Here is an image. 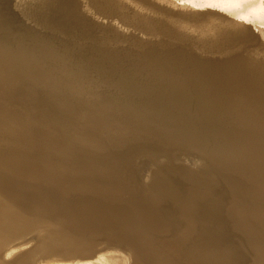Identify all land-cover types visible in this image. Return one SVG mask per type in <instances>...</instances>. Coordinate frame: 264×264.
Wrapping results in <instances>:
<instances>
[{"label":"rangeland","instance_id":"obj_1","mask_svg":"<svg viewBox=\"0 0 264 264\" xmlns=\"http://www.w3.org/2000/svg\"><path fill=\"white\" fill-rule=\"evenodd\" d=\"M65 1L66 0H0V42L5 41L3 43H7V45L9 44V46L11 44L16 46L19 48V50H16V47L13 48L12 45L10 47H12L13 51L17 52H20V50L23 51L27 47H31V51H25V53H30L32 56L31 58H28L29 62L26 63L21 61L16 63V65L19 66L21 72H25L29 69L30 72L28 71L27 73H32L43 69V78L49 79L48 77H50V81H48L49 83L47 82L48 84H42V82H38L34 79H25L20 81V84L16 86V89L18 90L20 87H23L22 89L24 90V93L22 92L23 90L21 88L20 89L22 91L19 90V92L17 91L18 93L16 92L17 94L13 92V94L11 93L10 95L5 94L4 91H0V107L4 104H9L12 106L9 108L18 110L16 106L19 107V105L22 104L21 106H23L27 111H32V109L34 110L31 113L32 115H35V112L36 114L38 113V117L44 114V117H47L45 121L48 122H45V124L48 126L50 124L58 125L60 122L67 123L69 125L72 124V129L68 133H56L54 138L62 139L64 137L73 139L75 136L83 132L87 133L89 130L91 131V127L88 125V123L86 124L85 121L87 120L86 118L91 114V111H109V107H106L105 105L93 106V100L96 99V97H105L113 94L112 98L114 101L127 102L132 105L134 111H144L143 106L148 102H152L154 106H159L158 103H160V101H158L153 95H148L149 98H145L138 95L140 89L137 91L124 89L128 88V85L131 83V79H125L119 76L118 79L113 81V77H109L107 75L110 73V71L106 73L107 76L105 74L102 76L101 73H99V75H101L99 76L98 72L95 76V67L93 65L88 66L86 64L87 61L89 62V59L94 60L93 62L96 64L98 59L103 57V55L105 56L107 53L108 56L109 54L118 56L119 54L123 55L126 53L123 55V60L121 59L123 62L112 61L113 63H111L109 61H104V64L109 62L110 64L107 66L109 68H111V65L113 66V64L117 65L119 68L122 67L119 69L120 73H124L129 70L128 72L130 76L132 75V79L136 82L134 83L135 86H140V84H153L152 87L156 90L158 89L157 91H159L161 89L159 86L164 84L168 85L167 83H170L173 85L171 86L172 89L177 88L180 92H182V94H184L174 97L178 100L180 99L181 101L185 100L187 105L192 104L194 100V98L192 99V96L197 94H202L203 101L207 105L208 102L211 103L212 106L215 105V108L205 113V117L210 120V123H215L217 121L219 124L224 125V128H226L224 130H216L214 133L215 138L218 141L225 142L222 143L223 145H220L219 150L224 152V156L221 159H218L212 158L210 155L205 154V147L201 148L202 142L198 139L199 133L194 134L190 144L188 143V145H183L182 147L178 145L166 147L164 143L156 144L155 142L153 143L150 141H145L138 145L136 141H131L128 143L130 146L127 145L126 147L120 148L113 152L114 156H107L101 158L98 161L104 167L108 165L111 167L112 164L116 165L117 167L115 168L117 170L115 176L120 177L126 188L121 193V198L120 196H116L120 198L121 202L115 200L114 196H108L107 199L103 198V202L110 201V204L108 203L109 206L115 205V202L120 204V206H128V204L133 201V196H138L142 191H145L150 195V198L153 200L155 199L154 201H156L157 206L156 215L163 219L164 224H161L160 222L157 223V225H153H155L156 228L161 229L159 230L161 233H165L163 235L164 237H157L159 240L162 239V242L158 240L159 243H165L166 241L164 240H168L167 238H170L171 232H173L172 226L179 225V222H181L179 219H181V217L175 216V213H172V215L170 213L168 216L171 218L177 217L176 219L179 220L177 221L175 219V221H172L170 218V222L169 218L166 217L167 214L164 215L165 213L162 212H164V210H168L167 205H169V209L171 210L170 207L172 205L170 206V204L173 202V205H175L176 203L172 200V197L169 199L156 198L154 191H156L155 189L159 180L170 179L171 187L168 188L169 191H175V186L178 185L181 188L177 189L178 193L180 191L184 196L188 194L187 191L189 192L192 189L198 190L199 187L202 192H207V196L204 198L206 199L204 200L205 204H202L203 207L201 206L203 209L205 208L206 210L208 207L206 208L204 206L208 205V209H210L212 205H215L214 207L212 206L213 208L218 206L219 208L224 207L223 209L221 208L222 211L225 210L224 213L220 209V212L218 211L219 214H227L228 218L231 216L232 219L231 217L229 219L232 220V222H235L234 220L236 217H234L233 214V198L234 196L236 197V193H234L231 188L226 187L227 185L225 184L229 171L231 170V172L235 173L233 176H228V178L231 180V185L235 186L236 188L243 187V193L251 190L253 188V184H255L258 179L259 181H264V99L260 101L262 98H264V31L260 32L261 28L259 27L261 26L256 23H250L246 21V19H243L240 15L238 16L229 13V9L232 6L231 4L234 0H205L207 4L201 3L200 5H202V8L199 7V15L202 14V12H213L216 16H219L218 20L210 21L203 27L199 25V18H195L197 19L196 21L194 19L190 22L185 21L184 19H176V21L174 20L171 22L173 18V12L178 6V0H170L168 2L165 0H147V5L145 6L146 9L142 7L138 12L146 16V28L139 34H135L134 30L137 20H134L132 16L126 15V17L131 21L129 24V26H131L127 29H116L117 23L123 17L120 16V12L109 16L102 22L101 12L99 11H103L110 3H113L114 0H102L98 1L97 3L94 0H72L71 11L74 12H70L68 14V16L74 14L71 19L68 16H63L61 14V11L67 10V7H65ZM84 1H89L92 4L91 6H93L92 9L86 7ZM250 4H254L258 7V15L264 14V0H251L247 5ZM134 5L135 2L132 4L133 9H129L130 11L134 10ZM93 8L96 11H94ZM114 9L115 7L112 6L108 10L112 11ZM97 10L99 11L97 12ZM121 14H123V12H121ZM180 16L181 15L179 14V17ZM167 19L168 21L165 23L164 20ZM80 21L91 25V27L97 30V34H95L97 36L93 37V40L90 38L88 33L85 32V30L80 25H78ZM224 22L229 28L228 33L226 34L225 32V35L221 36V38H213V36L211 37L215 40H218V42H206L210 40V37L206 39V35L211 36L213 29ZM49 24H52V26H49ZM152 24H160L167 29H160V31H158V36L150 39L147 35V29L149 25L151 26ZM196 28H202V37H195V32L192 31ZM111 31L115 32L116 36L109 40L108 36L110 33L108 36L105 35L107 34L106 32ZM186 33H189L191 36L186 35ZM102 35L104 41L102 39ZM102 41L110 44L109 46L111 48L110 50H112V53L109 49L107 50L110 53L105 49L104 50L106 52L101 49L103 51H100V53L105 52V54L101 53V56L99 55L97 47H95L94 44L97 42L101 43ZM165 43L177 45L174 48V52H172L170 55L174 56L175 54H179L182 58L180 60H174L172 57L174 60L172 62L163 61L155 51L157 49H162ZM146 44H149L153 48V50L150 51V56L148 58L150 70L153 71L150 74L148 73L150 70L144 69L146 63L142 62V58L146 57V54L144 56L143 51V45L146 47L148 46ZM129 46H131V48L128 49ZM125 48L129 50V54L125 51L127 50ZM3 51L5 50L3 49ZM139 51L143 52L138 54ZM47 52H50L52 58L55 56L56 59L47 58ZM137 55H140L141 57L139 58ZM136 56L137 58H135ZM20 57H22L21 54ZM157 57L161 60V62L158 63ZM0 61H2L1 58ZM132 64H134L135 67H133L134 65ZM143 65L144 67H142ZM161 65H164V67L167 68H164V72H162L163 68ZM4 67L6 68V64H4ZM145 70L148 74L145 72ZM72 71L73 73H71ZM101 71H108V69ZM144 72L146 77L145 74H143ZM159 72H162V74L158 76ZM167 72L170 74L169 76L167 75ZM139 73H141L142 76ZM78 74L80 76L85 75V77L91 79H94L97 76H99V79L102 77L100 79L101 81H99L101 84H98L96 89L86 88L85 92H76L73 90V83H77L78 80H76V75ZM155 74L157 75V78L154 76ZM6 75L7 72L3 71L2 67L0 66V84H4L3 82L5 77H7ZM142 78L145 79L143 80ZM105 80L106 82L108 80L109 81L106 83ZM141 80L144 84L141 83ZM174 81H178L177 86L174 84ZM69 83L72 86H69ZM53 86L56 88V90L50 89ZM25 88H28L27 91H25ZM32 90L33 93H37L41 98L36 96L34 99L29 101L27 99L25 100L23 94H26V92L30 93ZM19 94H21L23 98L21 95L19 97ZM121 94L123 95L121 96ZM188 94L192 96L189 97ZM63 100H68L69 106L76 108V118H71L69 115H67L66 112H68V109L66 108V105L65 107L62 106ZM112 103L116 104L114 102ZM53 104L57 105V107L51 108V105ZM118 104L120 103H117V105ZM4 108L6 107H1V109ZM41 109L43 110V114L41 113ZM37 110H40V116ZM16 112L17 111L12 113V115L15 114V120L21 119L24 116V114L20 113L17 115ZM113 113L117 114L115 115L116 118L114 119L117 121L116 123L114 122L115 126H117L118 122H127L126 119L121 118L126 116V114L120 108L113 109ZM147 122L148 121H141V126L148 124ZM250 128H253L252 134H248L247 132L244 133ZM142 129L145 128L142 127ZM236 130L240 131L242 134H237ZM36 131L40 132L41 130ZM132 133L139 134L138 132L135 133L134 131L130 132V134ZM100 134L103 137L105 143L110 140V132L102 131ZM215 138L212 139L216 140ZM230 138H234L235 142H233V144H228V142L231 141ZM212 139L209 140V145L214 144L215 141H212ZM236 144L239 146L238 150L235 149V147H237ZM133 146L134 148H132ZM197 148L201 149L198 150ZM128 149L130 150L128 151ZM131 149L135 150L131 151ZM216 160L219 161L218 163H220V165L217 164ZM229 160H231L233 165H235V168L229 166ZM220 167H222V169H220ZM190 176L195 178L197 183L196 185L191 184L187 180ZM0 178L7 179V177L3 175L0 176ZM8 180L17 182L16 179L11 177H8ZM242 181H245L246 185L243 186ZM186 184H188V187ZM12 186H14V188H12ZM118 186L119 185L115 183H109L106 185V187L113 190L121 188ZM131 186L139 188L137 194L134 195L127 192V189ZM26 187L27 189L24 187H19V185L15 183H11L7 188L8 192L10 191V194H8V192H6V190L0 186V245L1 243H4V241L7 242L6 245L10 242L8 250L6 249L7 251L14 249V251H12L9 255L11 256V259L9 258L10 262L14 263L16 260H20V258L23 257V255H21L23 252L28 253V257L31 259L29 263V261H25L26 258L28 260L29 258L25 257L23 264H43L42 262L44 257L50 254L53 255L68 253L73 255H86L92 253L93 256L86 259L89 261L88 264H94V262L98 261L99 255H107L109 258H117L112 261V264H130L129 258H133V255L128 252H118L117 249H127L128 243L123 239L119 240V243L118 239L115 238H122L119 234L123 231L132 233V229L128 228L122 223H118L116 217L121 214V211L118 212L117 210H111L107 213L103 212L101 215H99L100 218H93L91 220L93 225L89 223L88 227L86 226L89 221H87L88 219L83 220L81 218L82 215L77 217V220L81 219L83 222L85 221V223L80 220L79 223L61 214L56 215L54 218L42 216L41 222L47 224V227H44L42 231L35 235L31 231L33 229H37L34 221L39 220L38 218H40V216L38 217L36 214L31 213L32 211H30L27 207L29 205L27 201L30 198H34V194H36L38 190L35 187H28L27 185ZM221 187H223L225 191L222 190L223 188L221 189ZM216 188L221 190H216ZM225 188L229 189V191H226ZM12 189H14L15 192H11ZM257 189L258 194L256 195V199L250 198L251 200L247 199L246 202L242 203L241 208L236 211L237 216L242 217V213L252 215V213L255 211L252 208L253 206L258 207L259 211L264 212V188ZM25 192L27 200L22 198V194ZM210 192H213L212 194L215 197H213ZM227 192L229 194H227ZM210 194L211 198L208 197ZM89 195L93 196V198H91L96 201H98L97 198H100L99 196L96 197L92 194ZM225 199H227L229 202H227ZM166 202L169 204H166ZM209 202L212 205L208 204ZM225 202L228 203H226L227 206L225 205ZM108 205L107 203H104V206L108 207ZM165 206H167V209H164ZM161 207L164 209L163 211H161ZM227 208L230 209V211L232 210L231 214L228 212ZM144 209L145 207L139 208L137 206H133L131 208L133 214L139 215L143 218V221H145L148 225H151L155 220L154 215H143L145 211ZM215 214L216 212L211 214L209 221L210 219L211 221L214 219L217 220L216 215L218 213L216 215ZM219 214L218 217L220 218L222 214ZM212 216L216 217L214 218ZM49 218H51V221ZM228 218L226 219L225 217V223L230 222ZM200 220L197 221L198 223H196V227L202 226L203 223ZM220 220L224 221V218L222 219L221 217V219L217 220V222H220ZM176 222L178 223L176 224ZM255 222L252 221L250 226L253 229V232L255 231L254 233H256L257 236L262 235L259 237V239H263L264 229H261L260 227H264V225H255ZM213 223L216 222L213 221ZM7 226L13 228V232L16 233L10 235H7L6 233L4 235L3 230H5V227ZM87 228L89 229V232L85 233L84 231H86ZM134 232L138 233L137 230H134ZM179 232L181 233V231ZM179 232L177 234H180ZM234 233L236 232H233V235H235ZM210 236L211 234L197 237L196 240L198 243L195 245L193 244V240L190 241L192 244H189V246L186 247L184 251H182V254L186 257L188 255V258L199 257L203 263L205 261L204 264H212L214 261L212 259V253L217 250V244H221V249H224L226 246H223L224 243H220L219 241H216L215 243L213 236H211L212 238ZM236 236V239L239 238ZM208 238L210 239L207 241ZM236 239L235 242L239 241L240 243L234 242V245L240 246V244L243 243V253H229L233 254L231 256H229V254L225 255L226 258L223 257L225 264H232L234 261L237 262L236 260L241 257V254H244L243 257H246V254L250 253L251 256L254 250L252 252L249 251L251 250L250 247L254 246V248L257 249L261 245L260 243L255 245V243L253 244L249 242V247L248 245H245L243 238L241 240L240 238L238 240ZM108 240L110 242H108ZM115 240H117V242H115ZM241 241L243 242L241 243ZM61 242H63V244ZM117 243L120 245H117ZM87 244L93 248L87 251ZM106 244H108V247H106L105 250L94 254V252L96 253L97 249L103 248V246ZM250 244L253 245L251 246ZM200 249H204V251L208 249L207 256L204 257V251H201ZM167 250L168 253H173L172 249H166L165 251ZM234 255L236 257L233 259ZM180 256L181 255L178 257ZM253 256L254 255L252 254V258L250 257V259L248 254L247 257L249 258V261L245 260L248 263H244L255 264ZM2 258L0 257V264H6ZM133 259V264H135V261L136 264L142 263L140 261L142 259L139 257L135 258L134 260ZM70 260L75 259L73 257ZM250 260L252 262H250ZM261 260L264 262V259Z\"/></svg>","mask_w":264,"mask_h":264},{"label":"bare ground","instance_id":"obj_2","mask_svg":"<svg viewBox=\"0 0 264 264\" xmlns=\"http://www.w3.org/2000/svg\"><path fill=\"white\" fill-rule=\"evenodd\" d=\"M94 1L97 3L98 1H102V0H94ZM165 1L168 2L170 0H165ZM250 1L251 0H234L231 4L232 6L229 9V13L235 14L238 16L240 15L242 16L243 19H246V21L250 23L253 22V23L259 24L261 26L259 27L261 28L260 32H262L264 31V14L258 15L259 9L256 5L254 4L247 5ZM133 2H135L134 10L130 11L129 9H133L132 7ZM66 3H69V4H66ZM84 3L86 4V7H88L89 9H92L93 6H91L92 4L89 1H84ZM201 3L207 4L205 0H178V6L173 12V18L171 22H173L174 20L176 21V19L177 20L184 19L185 21L190 22L194 20L195 18L197 19L199 18V25L203 27L210 21H215L219 19L218 18L219 16H216L213 12L211 13L202 12L200 16L198 14V11H200L199 7L202 8V5H200ZM146 5H147V0H114L113 3H110L103 11L97 10V12L98 11L101 12L102 22L109 16L120 12V16H123V17L117 23V27H116L117 30L127 29L128 27H130L131 25L129 26V24L131 23V21L126 17V15L132 16L134 20H137L135 30H134L135 34H139L140 32L145 30L147 18L145 15H142L138 12L140 11V8L142 7L145 8ZM112 6H114L115 9L112 11H109L108 9ZM65 7H67V10L64 9L65 11H61V14L63 16H68L70 12H74V11H71L72 0H66ZM121 12H123V14H121ZM179 14L181 15L180 17H179ZM73 15L74 14L68 17L71 19ZM197 19H195V21ZM167 21L168 19L164 20L165 23H167ZM149 22H150V19H149ZM78 25H80L85 30V32L88 33V35L90 36L92 40H93V37L97 36L95 35L97 34L96 33L97 30L91 27V25L81 22V21L78 23ZM49 26H52V24H49ZM160 29H167V28L160 24H152L151 26L149 25L147 29V32H148L147 35L149 36L150 39H152L153 37H157L158 31H160ZM201 29L202 28H196L195 30L192 31V32H195L196 38H200L203 36V31H201ZM228 30L229 28L224 22L223 24L213 29L214 32L212 31L211 36L206 35V39L210 37V40L206 42H210V41L218 42V40H215L213 38H217V37L221 38V36L225 35V32L226 34L228 33ZM106 33L107 34L105 36H108L110 33V35L108 36L109 40L116 36L115 32H112V31L106 32ZM186 35L191 36L189 33H186ZM212 36L213 38H211ZM102 39H103V35H102ZM103 41L101 43L97 42L96 44H94V46L97 47V51L99 52V55L102 53V52L100 53V51H103L104 49L105 50L111 49L109 46L110 44L103 42ZM3 42H0V58L2 60L0 61V66L2 67L3 71L7 72V75H6L7 77H5V80L3 82L4 84H0V91H4L5 94L7 95L8 94L10 95L11 93L13 94V92L14 93H16L17 91L19 92V90H21L23 87H20L21 89L19 88L17 90L16 86L20 84V81L25 80V79H29V80L34 79V80H37L38 82H42V84L50 81L49 80L50 77H48L49 79L43 78L44 76L43 69H40L39 71H35L32 73H27L29 69L25 72H21L19 66L16 65V63H19L21 61L26 62V63L29 62L28 58H31L32 56L30 53H25V51H31L32 50L31 47H27L25 49L23 48L24 49L23 51L20 50V52H17V51H13L12 47H10L12 44L9 46V44L7 45V43H3ZM146 45L148 46L146 47L143 45L144 56L146 54V57L145 58L143 57L144 59L142 58V62L146 63L145 64L146 66L144 67L143 65L142 67H144V69L146 70H150L148 58L150 56V51H152L153 48L149 44H146ZM176 46L177 45H174V44L171 45L169 43H165L162 49L160 50L157 49L155 52L159 55V57L163 61L172 62L174 60H180L182 57L179 54H175L174 56L170 55L172 54V52H174V48ZM14 47L16 46H13V48ZM129 48H131V46H129L128 49ZM3 49L5 51H3ZM16 50H19V48H17ZM127 50L125 51L128 53L129 50L128 51ZM110 51L112 53V50ZM105 52H103L102 54H105ZM142 52L139 51L138 54ZM6 53L10 58L6 55ZM20 54L22 57H20ZM107 54L105 56L103 55V57L98 59L96 64H94L93 62L94 60L89 59V62L91 63L87 61L86 64L88 66L93 65L95 67V70H96L94 72L96 73L95 76L97 75V72H98V75L99 73H101V75L103 76V74L106 75V73L110 71V73H108L107 75L109 77H113V81L118 79L119 76L125 79H131V83L128 85V88H124V89H131L134 91H137L140 89L138 92V95L145 97V98H149L148 95H153L155 98H157L158 101H160V103H158L159 106H154L152 102H148L143 106L144 111H134L132 105L129 103L114 101L112 98L113 94H111L110 96H105V97H96V99L93 100V106L105 105L106 107H109L108 108L109 111L108 110L102 111V112H98V110L91 111V114L86 118L87 120H85L86 124L88 123V125L91 127V131L89 130V132L87 133L83 132L75 136L73 139L64 138V137L62 139H55L54 136L56 133H61V134L66 133V132L68 133L72 129V126H71L72 124L69 125L67 123L60 122L58 125L50 124L48 126L45 124V122H47L45 121L47 117H44L45 115L43 114L42 109H41V113L43 114L42 116H40V112H39L40 110H37L40 116L38 117V113L36 114L35 112V115H32L31 113L34 110L32 109V111H27L26 109H24L23 106H21L22 104L19 105V107L16 106L18 110H13L9 108V107H12L9 104H6V105L4 104L3 106H1V107H6L4 109H1L0 107V112H1V115H0V176L3 175L7 177V179L0 178V183H1L0 186H2L6 190V192H8L7 188L11 183H15L19 185V187H24L26 189H27L26 185L28 187L37 188L38 192L34 194L35 197L30 198L27 201V203H29L27 207L29 208L30 211H32L31 213L36 214L38 217L40 216V218L37 217L39 220L34 221L35 222L34 224L37 226L36 227L37 229H33L31 232L36 235L38 232L42 231L44 227L45 228L47 227L46 226L47 224H44L43 222H41L42 216L54 218L56 215L61 214V215L66 216L69 219L75 220L80 223V221L82 220L81 219H79L80 221L77 220V217L82 215L81 218L83 220L88 219L87 221L89 222L88 224L86 223L87 224L86 227H88L89 223L93 225V222H91L93 218H96V217L100 218L99 215H101V213L103 212L107 213L111 210H117L118 212L121 211V214L118 217H116L118 223H122L123 225L132 229V233L126 232V231H123L120 234L117 233L122 237V238L115 237L116 239H118V241L123 239L124 241L128 243L127 249L121 250V248H117L118 252L120 251L122 253L128 252L131 255H133L134 259L139 257L140 259H142L140 260L142 262L141 264H204L205 261L203 263L199 257H198L199 259L194 258V257L188 258L187 254H186L187 257L182 254L183 253L182 251H184V249L188 247L189 244H192V242L190 241L193 240L194 241L193 244L195 245L198 243V241L196 240L197 237H201L202 235H210V234L211 236H213V240H215V243L216 241H219L220 243H224L223 246H226L224 249H221L222 248L221 244L218 243L217 244L218 246L214 244L217 250L212 253V259L214 260L212 264H225L224 263L225 261H223V257L226 258L225 255L229 253H235V254L241 253L243 251V243H242L243 241H241L242 244H240V246L242 247L234 245L237 242L240 243L239 241L235 242L236 234H237L236 237H239L240 240L243 238L246 246L247 245L249 246V242L253 244L255 243V245L257 243L261 244L260 247L257 249H255L254 246H252L253 244H250L252 247L249 246L251 250H249V248L248 250L251 252L254 250L252 254L254 255L253 259L255 261V264H264V262H262L261 260V259H264V244H263L264 238L259 239V237L262 235L257 236L256 233H254L255 231L253 232V229L250 226V223L252 221L254 222L256 221L255 225H259V226L264 225V212L259 211L258 207L253 206L252 208L255 211L252 213V215H249L247 213H244V214L242 213V217H240V216H237L236 214V211H238V209L241 208V204L246 202L247 199H250V198L256 199L257 197L256 195L258 194L257 188H264V181L262 180L259 181L258 179V181H256L255 184H253V188L252 189L250 188L251 190H249L246 193H243L242 191L243 187L236 188L235 186L231 185V180L228 178V176L229 175L233 176L235 173L231 172V170L229 171V174L227 176V181L225 183L227 186L225 184L224 185L226 187L231 188L233 192L236 193L235 194L236 197L234 196L233 198L234 208L232 207L234 217H236V219L234 220L235 222H232V220L229 219L231 216L228 218L227 214H225L226 216L223 215L225 210L222 211V209L224 207L223 208L221 207L222 209L219 208V206L216 208H213L215 205L213 206L209 202L208 204L212 205L213 207L211 206L212 208L210 207V209H208L209 208V205H208V206H204L206 208L208 207L207 208L208 210L207 209L205 210V208L203 209L202 204H205L204 200L206 199L204 198L205 196H207L206 195L207 192L206 193L202 192L199 187H198V190L192 189L189 192L187 191L188 194L183 196V194L180 191L178 193L177 189H181L180 186L178 185L175 186V189H176L175 191H169L168 188L171 187L170 179L159 180L158 185L155 189L156 191H154L155 197L158 199H162V198L169 199L172 197L173 198L172 200L176 203L175 205H173V202L172 204H170V206L172 205L170 207L171 210L169 209V205H167L168 210L166 211L164 210L167 206H165L164 209L161 207L162 210L161 209L160 210L161 211L164 210V212L162 213H165L164 215L167 214L166 217L169 218V221L171 217L168 216V214L170 213L171 215L172 213H175L176 214L175 216L181 217V219H179L181 221L179 222V225L172 226L173 232H171L170 238H167L168 240H164L166 241L165 243L158 242L159 240L158 238L164 237L163 235L165 233H161V231H159L161 229H158L155 227L157 223L161 222V224L162 223L164 224L163 219L160 216L156 215L157 206H156V201H154L155 199L153 200L152 198H150V195L146 193L145 191H142L140 195L138 196H133L132 197L133 201L129 203L128 206H125V205L120 206V204L116 202L114 203L115 205L109 206L108 203L110 204V201L103 202V198L107 199L108 196L110 197L114 196L115 200H117L118 202H121L120 201V198L122 197L121 193L126 188H125L123 181L120 179V177L115 176V173L117 170L115 167L117 166L112 164L111 167L109 165L104 167L98 162L101 158L112 156L113 152L117 151L120 148L126 147L128 143L131 141L132 142L136 141L138 145L145 141H150L153 143L155 142L156 144L164 143L166 147L173 146V145H178L182 147L183 145H188V143L190 144V141L192 137L194 136V134L199 133L198 139L202 142L201 148L205 147L204 153L207 155H210L212 158L221 159L224 156V152L219 151L220 145H223L222 143H225V142L218 141L215 138L214 133L216 132V130L226 129L223 127L224 125L219 124L217 121L215 122L216 124L210 123V120L205 117V113L215 108V105L212 106V104L209 102L207 105L203 101L202 94H197L194 96L188 94V96L189 97L192 96V99L194 98V100L192 104L187 105L185 100L181 101L180 99L178 100L174 97V96H180L184 94H182V92H180L177 88L172 89L171 86L173 85L170 83H167L168 85L164 84L162 86H159L161 88V89L159 88L160 89L159 91H157L158 89L156 90L155 88L152 87L153 84L145 85L142 82V80H141V83H143L144 85L140 84V86H135L134 83L136 82L132 79V75L130 76L128 69H126L128 71L124 73H120L119 69H121L122 67L119 68L117 65H114V64L113 66L111 65V68L107 67L110 64L109 62L113 63L112 61H122L123 55H125L126 53L125 54L122 53L123 55L119 54L118 56H114L113 54L112 55L109 54L108 56ZM46 56L49 59L52 58V56L50 55V52H47ZM137 56L135 58H137ZM138 57L140 58L141 56L139 55ZM172 57L174 60L172 59ZM52 59H56L55 56ZM104 61H109V62L104 64ZM157 61L158 63L161 62V60L158 57H157ZM4 64H6V68L4 67ZM133 67H135V65ZM161 67L163 68L162 72H164V70L167 69L164 67V65H161ZM105 69H108V71H103V72L101 71ZM63 72H64V69H63ZM145 72L143 74H145ZM152 72L153 71L150 70L148 73L150 74ZM162 72H159L158 76L162 74ZM71 73H73V71ZM139 74L142 76L141 73ZM167 75L169 76L170 74L167 72ZM99 76H97L96 78L93 77L94 79H91V78L85 77V75L83 76H80L79 74L76 75V80H78L77 83L71 82L73 83V90L76 92H83V91L85 92L86 88L96 89L97 85L101 84L99 81H101L100 79L102 77L99 79L98 78ZM154 76L157 78L156 74ZM145 77H146V74H145ZM142 79L144 80L145 78H142ZM177 82L174 81V84L176 86L178 84ZM69 86H72V85H70L69 83ZM1 87H4V88H1ZM27 89L25 91H27ZM50 89L56 90L54 86L51 87ZM22 92L24 93V90ZM20 95L21 94H19V97ZM122 95L123 94H121V96ZM23 96L25 97L24 98L25 100L27 99L29 101L31 99H34V97L36 96L38 97L39 95L37 93H33V90H32L30 91V93L26 92V94H23ZM39 98L41 97L39 96ZM263 99L264 98H262L260 101H262ZM111 101L116 104H113ZM117 103H120V104L117 105ZM65 105H66V108L68 109V112H66L67 115H69L71 118H76V114H75L76 108H73V106H69L68 100L62 101V106L65 107ZM56 107L57 105H54V104L51 105V108H56ZM119 108L126 114V116L121 117V118L126 119L127 122H118L117 126H115L114 122L116 123L117 121H115L114 119L116 118L115 115L117 114L113 113V109H119ZM15 111H17L16 112L17 115L20 113V114H24V116L21 119L15 120V114L12 115V113H14ZM141 121H148L147 122L148 124L141 126V123H140ZM142 127L145 129H142ZM36 130H41V131L38 132ZM102 131L110 132V135H109L110 140L108 139L109 141L107 143L104 142V139L100 134ZM133 131L135 133L138 132L139 134H133V133L130 134V132H133ZM236 132L239 135L242 134L238 130H236ZM246 132L248 134L249 133L252 134L253 128H250L248 131H245L244 133ZM212 138H215L216 140ZM210 139H212V141H215L213 145L210 144L211 146L209 145ZM233 142H235L234 138H232L231 141L228 142V144H233ZM132 148H134V146ZM201 148H197V149L199 150ZM235 149L238 150L239 146L235 147ZM129 150L130 149H128V151ZM134 150L135 149H131V151H134ZM218 162L219 161H217V164L220 165V163ZM229 166L235 168V165H233L231 160H229ZM220 169H222V167H220ZM8 177L16 179L17 182H12V180L9 181ZM187 180L191 184H195V185L197 184L194 177L190 176ZM242 182H243L242 183L243 186L246 185L245 181H242ZM109 183L118 184L121 188H118L117 190L109 189L108 187H106V185ZM187 185L188 184H186V186ZM189 187H190V184H189ZM12 188H14V186H12ZM222 188L223 187H221V189ZM221 189L216 188V190H219V191ZM138 190H139L138 187L131 186L130 188L127 189V192L135 195L138 193ZM222 190H224V188ZM226 191H229V189H226ZM11 192H15L14 189H12ZM150 192H153V191H150ZM8 194H10V191L8 192ZM25 194L26 192L22 194V198L27 200V197L25 196ZM89 194H92L96 197L99 196L100 198H97L98 201H96L92 199L93 196H90ZM211 194L210 196H208L209 198H211ZM227 194L229 193L227 192ZM116 196H120V198ZM212 196L215 197L213 194ZM227 202L229 201L227 200ZM227 202H225V205ZM104 203H107L108 207L104 206ZM167 203L168 202H166V204ZM133 206H137L139 208L145 207L144 209L145 211L143 215H148V216L154 215L155 220L153 219L154 220L153 223L151 225H148L145 221H143L142 217H140L139 215L133 214L131 210ZM220 209L223 212L221 213L222 214L221 217L222 219L224 218V221L220 220V222L219 221L217 222V220L221 219V217L220 218L218 217ZM231 211L230 209H228V212L230 214H231ZM214 212H216V214L218 213L217 215L215 214L217 216V220L215 219L213 220L216 223H213L211 219L209 221V217L211 216V214H214ZM225 217L226 219L228 218V220H230L229 223L228 222L225 223ZM51 218H49V220ZM176 218H171V219L172 221L173 220L175 221ZM176 220L179 221L178 219ZM198 220H200L203 223L202 226H200L201 228L196 227L197 226L196 223H198L197 222ZM83 223H85V221ZM177 223L178 222H176V224ZM260 228L264 229V227H260ZM134 230H137L138 233H135ZM13 231H14L13 228L7 226L5 227V230H3L4 232L3 234L4 235L6 233L7 235L15 234L16 232L14 233ZM179 231H181V233ZM84 232L85 233L89 232V229L87 228L86 231ZM178 232L180 234H177ZM233 232H236L234 233L235 235H233ZM239 238H237L236 240H238ZM209 239L210 238H208L207 241ZM161 240L162 239H160L159 241ZM260 241H263V242H260ZM108 242L110 241L108 240ZM115 242H117V240H115ZM6 243L7 242L4 241V243H1L0 245V257L2 258L4 256L2 260L6 264H23L25 257H28L29 254L23 252L21 254L23 255V257H21L20 260H16L14 263H12L10 262L11 256L9 255L12 251H14V249L11 251H7L8 247L10 246V242L7 245ZM61 243L63 244V242ZM117 245H120V244L117 243ZM104 246L101 249H97L96 253L94 252V254H97L99 251L105 250L106 247H108V244ZM212 246H213V243H212ZM91 248L93 247L88 245L87 251ZM166 249H170V250L172 249L173 253H168V250L165 251ZM200 250L204 251V249H200ZM207 250L203 252L204 257L207 256ZM86 253H91V252H86ZM248 254L250 258L252 254L251 256H250V253ZM248 254H246V257L245 256L243 257L244 254H241V257L239 259L236 260L235 258L237 262L234 261V263L232 264L248 263L246 262V261H249V258L247 257ZM179 255H181L182 257L181 256L178 257ZM231 255L233 254H229V256ZM91 256H93L92 253L86 254V255H73V254H68V253L53 254V255L50 254L44 257V260L42 263L43 264H88L89 261L86 259L91 258ZM73 257L75 260H70ZM234 257L236 256L234 255L233 259ZM133 258L132 257L129 258L130 264H133L132 262ZM115 259L117 258H109L107 255H99L98 261L94 262V264H112V261ZM25 261L27 262L29 261L30 263L31 259L29 258L28 260L26 258ZM227 261H228V258H227ZM250 262L252 261L250 260ZM135 264H136V261H135Z\"/></svg>","mask_w":264,"mask_h":264}]
</instances>
